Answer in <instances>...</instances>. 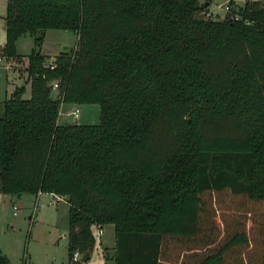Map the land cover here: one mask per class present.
I'll return each instance as SVG.
<instances>
[{"label": "trees", "instance_id": "1", "mask_svg": "<svg viewBox=\"0 0 264 264\" xmlns=\"http://www.w3.org/2000/svg\"><path fill=\"white\" fill-rule=\"evenodd\" d=\"M227 5L5 0L0 55L33 46L29 97L3 99L0 192L65 196L66 264L105 223L112 264H264V0ZM49 28L76 33L52 66ZM61 102L98 122H58Z\"/></svg>", "mask_w": 264, "mask_h": 264}, {"label": "rangeland", "instance_id": "2", "mask_svg": "<svg viewBox=\"0 0 264 264\" xmlns=\"http://www.w3.org/2000/svg\"><path fill=\"white\" fill-rule=\"evenodd\" d=\"M205 6L211 17H221L227 0H199ZM240 2L241 0H235ZM243 1V0H242ZM207 3V4H205ZM5 0H0V24H4L3 9ZM240 4V3H238ZM210 11V12H208ZM31 38L24 34L18 41V56H25ZM76 41V33L69 29L49 28L44 31L40 50L46 58L54 57L62 46L71 48ZM21 58V57H19ZM24 63V62H23ZM22 62H16L9 67L3 59L0 62V114L3 99L7 96L10 85L24 84ZM4 70L7 72L4 78ZM2 71V73H1ZM5 89L7 92L5 93ZM29 86L25 85L22 98L29 97ZM58 119L65 122L97 123L99 120V106L97 103L65 102ZM76 107V116L69 110ZM95 241L82 264H111L113 244V226L105 223L97 233V227L92 226ZM66 231H67V203L63 198L48 193H40L37 198L27 192H0V248L8 256L10 264H66ZM255 245H252L251 249ZM108 255V256H107Z\"/></svg>", "mask_w": 264, "mask_h": 264}, {"label": "crops", "instance_id": "3", "mask_svg": "<svg viewBox=\"0 0 264 264\" xmlns=\"http://www.w3.org/2000/svg\"><path fill=\"white\" fill-rule=\"evenodd\" d=\"M235 1V0H234ZM242 2V0L240 1V2H236L235 1V3H241ZM3 12H4V9H3ZM208 12H210V11H208ZM27 34V33H26ZM24 35V34H23ZM23 35H21V36H23ZM29 35V34H28ZM21 36H19L17 39H16V41H15V49H16V52L17 53H19V50H18V41H19V39L21 38ZM30 36V35H29ZM30 38H31V41H29V48H28V50H27V52L30 50V48L33 46V42H32V37L30 36ZM3 42H4V24H0V46L3 44ZM40 46H41V44H40ZM67 47V46H66ZM27 52H21V53H23L24 55L27 53ZM40 52H41V50H40ZM42 53V52H41ZM19 57H21V58H19ZM5 60L6 62H7V64L9 65V67H13V66H15L16 65V62H22V66L24 67L23 68V75H22V78H23V80H24V84H22V83H20V84H13V86H11L10 85V88H9V91H8V93H7V96L9 95V93L13 90V88L15 87V86H17V85H23V87H24V89H25V85H28L29 86V80H28V78H27V75H26V70H25V66H26V58H25V56H17V57H8V58H6V57H4V56H2V55H0V62H1V60ZM24 62V63H23ZM1 73H2V71H1ZM3 74V73H2ZM4 78L6 79V76H7V72L4 70ZM0 80H1V74H0ZM7 92V90L5 89V93ZM7 96H5L4 98H6ZM66 104L67 103H65V102H61L60 103V107H59V111H58V114H57V121L58 122H65V121H60L59 119H58V116L59 115H65L66 114V112L65 111H61V107L63 106H65V109H67V107H66ZM75 108V107H74ZM72 110V109H71ZM70 111V110H69ZM69 111H67V112H69ZM40 193H48V194H51V195H55V196H57V197H59V198H63L64 200H65V196H63V195H57V194H54V193H50V192H37L35 195H34V197L35 198H37V196L40 194ZM66 202V201H65ZM113 246V244L111 245V247ZM2 250V249H1ZM3 252V251H2ZM112 252H113V248H112ZM4 253V252H3ZM5 254V253H4ZM6 255V254H5ZM7 256V255H6ZM108 256V255H107ZM8 257V256H7ZM111 259V258H110ZM111 262H112V259H111ZM112 264V263H111Z\"/></svg>", "mask_w": 264, "mask_h": 264}, {"label": "built area", "instance_id": "4", "mask_svg": "<svg viewBox=\"0 0 264 264\" xmlns=\"http://www.w3.org/2000/svg\"><path fill=\"white\" fill-rule=\"evenodd\" d=\"M223 7H224V10L228 9V5H227V3H226ZM44 62H45V64H49L50 66H52V65L54 64V57H51V58H45V59H44ZM52 88L55 90V88H56V83H55V82L52 83ZM59 107H60V104H59ZM58 111H59V108H58ZM77 111H78V109L75 107V108H73L72 110H70L69 113L72 114V115L75 117L76 114H77ZM100 231H101V229L98 228V229H97V233L99 234ZM79 257H80V253H79L77 250L73 251L71 258H72L73 260H76V259H78Z\"/></svg>", "mask_w": 264, "mask_h": 264}, {"label": "water", "instance_id": "5", "mask_svg": "<svg viewBox=\"0 0 264 264\" xmlns=\"http://www.w3.org/2000/svg\"><path fill=\"white\" fill-rule=\"evenodd\" d=\"M205 4H207V3H205ZM65 48H66V45H63L62 49H65ZM85 258H86L85 254H81L80 257H79L80 260H84Z\"/></svg>", "mask_w": 264, "mask_h": 264}]
</instances>
